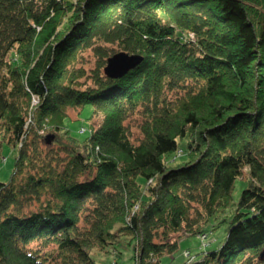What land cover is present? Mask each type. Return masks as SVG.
Instances as JSON below:
<instances>
[{
    "label": "trees",
    "instance_id": "16d2710c",
    "mask_svg": "<svg viewBox=\"0 0 264 264\" xmlns=\"http://www.w3.org/2000/svg\"><path fill=\"white\" fill-rule=\"evenodd\" d=\"M110 45L145 61L111 80ZM20 143L0 264H119L120 246L161 264L220 214L221 244L185 264H264V0H0V158Z\"/></svg>",
    "mask_w": 264,
    "mask_h": 264
},
{
    "label": "rangeland",
    "instance_id": "374dc122",
    "mask_svg": "<svg viewBox=\"0 0 264 264\" xmlns=\"http://www.w3.org/2000/svg\"><path fill=\"white\" fill-rule=\"evenodd\" d=\"M192 40V39H191ZM194 41V40H192ZM109 51L113 52V55L116 53L121 52L120 48L117 45H110ZM112 54V53H111ZM84 60H83V67L89 72L90 70L95 68V58L92 53V51L88 50L84 54ZM69 116L72 120H76L78 118V111L77 110H69L68 111ZM88 116V108L85 109L84 113L81 115V119L78 122L70 123V129L72 130L74 136L76 138H85V135L82 133L83 128L87 129V135H90V124L85 120V118ZM94 125H97L100 120L95 119ZM126 124L130 125L131 130L133 132V139L136 141L138 138H140V135L138 134L137 130V121L136 119L129 120ZM82 129V130H81ZM86 135V136H87ZM64 144H67L66 140H63ZM44 145L46 143L44 142ZM52 146V145H51ZM48 146V147H51ZM19 154V148L10 144H5L2 151H1V158H0V182L1 183H8L11 180L15 164H16V158ZM181 157L173 158V161H177ZM180 161H177L179 163ZM248 169H245V172ZM244 172V174H246ZM247 187V177L246 178H240L235 183V187L233 190V201L236 203L239 201L242 192ZM224 217L223 214L218 215L216 218H209L207 222L203 225H201L200 230L203 233L209 234V239L207 240V243L209 246L207 247L206 251L203 249V244L199 235H193L191 237H183L179 241L178 249L177 251L172 255H165L161 259V264H185L187 263L186 256L184 253L186 251L191 252L193 255L196 256V260H200L203 257V253H206L207 251H213L214 249L221 244V239H223V236L225 235L227 228L229 226V222L222 223V218ZM222 223V224H221ZM211 233V234H210ZM131 236L129 234L122 236L121 241L125 242V245H127L128 241L130 240ZM218 241V242H217ZM127 242V243H126ZM36 246V245H33ZM215 246V247H214ZM214 247V248H213ZM120 251H122V257L118 260L119 264H134L131 256H132V250L130 247L126 246H120ZM53 247H49L48 249L44 250V253L51 252ZM109 256L110 253L103 252L100 250H95L92 254V257L96 261L97 264H109ZM49 264V263H48ZM55 264V263H50Z\"/></svg>",
    "mask_w": 264,
    "mask_h": 264
},
{
    "label": "water",
    "instance_id": "95a60500",
    "mask_svg": "<svg viewBox=\"0 0 264 264\" xmlns=\"http://www.w3.org/2000/svg\"><path fill=\"white\" fill-rule=\"evenodd\" d=\"M145 58L139 54H128L119 52L112 55L104 68V75L111 80H119L126 77L130 72L140 67ZM55 139L54 135H48L45 138L46 145H51Z\"/></svg>",
    "mask_w": 264,
    "mask_h": 264
},
{
    "label": "built area",
    "instance_id": "2783aa9c",
    "mask_svg": "<svg viewBox=\"0 0 264 264\" xmlns=\"http://www.w3.org/2000/svg\"><path fill=\"white\" fill-rule=\"evenodd\" d=\"M189 38H191L192 40H194V36L193 35L189 36ZM34 102L36 103L37 101L35 100ZM19 146L21 147L22 146V143H20ZM183 153L184 152H182V150H180L179 154L177 156H175L174 158L181 157L183 155ZM207 238H208V235L207 234H203V235L200 236V239H201L202 243H204L203 244V247L206 246L205 242L207 241ZM185 255L191 261L194 259L193 257H191V254L189 252H186Z\"/></svg>",
    "mask_w": 264,
    "mask_h": 264
}]
</instances>
